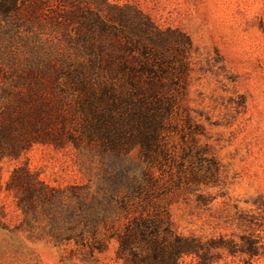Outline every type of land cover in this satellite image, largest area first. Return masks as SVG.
<instances>
[{
	"label": "rangeland",
	"instance_id": "rangeland-1",
	"mask_svg": "<svg viewBox=\"0 0 264 264\" xmlns=\"http://www.w3.org/2000/svg\"><path fill=\"white\" fill-rule=\"evenodd\" d=\"M70 2L97 4L99 21L77 32V25L58 29L40 19L27 24L22 15H0V111L9 104L14 71L32 58L70 67L109 54L158 60L159 89L175 96L163 133L165 156L152 165L167 190L160 211L175 233L203 243L233 241L244 248L241 238H260L259 255L211 250L205 264H264V18L239 30L236 22L249 0H109L111 9L100 0ZM67 7L51 0L50 15ZM45 95L66 112L77 107L76 92L48 86ZM139 153L138 147L127 153L132 165L140 162ZM98 154L91 146L35 144L17 159L0 160V264H122L115 259L114 240L92 254L57 236L60 219L52 223L41 206L25 218L6 190L19 167L50 187L94 186L101 174ZM124 222L121 217L115 228ZM106 235L102 229L98 238ZM180 264L200 260L188 256Z\"/></svg>",
	"mask_w": 264,
	"mask_h": 264
},
{
	"label": "trees",
	"instance_id": "trees-1",
	"mask_svg": "<svg viewBox=\"0 0 264 264\" xmlns=\"http://www.w3.org/2000/svg\"><path fill=\"white\" fill-rule=\"evenodd\" d=\"M50 1L0 0V15H22L27 24L40 19L58 29L77 25V32L100 19L95 3L63 0L68 7L50 15ZM100 1L107 9L113 8L109 0ZM114 46L131 52L125 44ZM161 66L156 59L130 61L113 54L74 67L56 65L55 60L43 57L26 61L14 71L7 91L9 104L0 111V160L17 159L35 144L75 150L91 146L98 148L101 174L94 186L61 189L19 167L12 172L6 190L13 192L25 218L41 206L52 223L60 219L57 236L74 240L92 254L104 252L107 242L114 240L115 259L122 264H180L188 256L205 264L211 250L232 256L259 255L260 238H241L244 248H237L233 241L203 243L175 233L167 213L160 211L158 202L167 190L152 165L165 156L163 133L175 105V96L159 89L163 77L155 68ZM48 86L77 93L73 112L46 97ZM135 147L140 149V162L132 165L126 155ZM134 213L138 214L128 217ZM121 217L125 219L122 228H115ZM102 229L108 235L98 238Z\"/></svg>",
	"mask_w": 264,
	"mask_h": 264
},
{
	"label": "clouds",
	"instance_id": "clouds-1",
	"mask_svg": "<svg viewBox=\"0 0 264 264\" xmlns=\"http://www.w3.org/2000/svg\"><path fill=\"white\" fill-rule=\"evenodd\" d=\"M261 18H264V0H249L248 7L236 22V26L243 32L248 26L258 23Z\"/></svg>",
	"mask_w": 264,
	"mask_h": 264
}]
</instances>
